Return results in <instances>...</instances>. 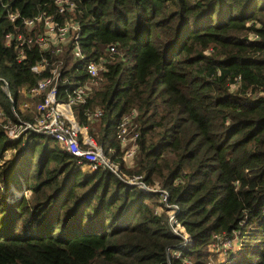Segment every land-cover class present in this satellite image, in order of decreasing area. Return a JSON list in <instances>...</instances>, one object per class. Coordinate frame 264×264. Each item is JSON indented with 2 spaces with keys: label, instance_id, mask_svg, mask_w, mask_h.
Wrapping results in <instances>:
<instances>
[{
  "label": "trees",
  "instance_id": "16d2710c",
  "mask_svg": "<svg viewBox=\"0 0 264 264\" xmlns=\"http://www.w3.org/2000/svg\"><path fill=\"white\" fill-rule=\"evenodd\" d=\"M73 1L61 13L55 0H0V62L16 111L40 115L42 96L26 90L52 67L61 91L90 83L77 119L120 170L158 190L92 170L49 136L0 135V264H264V0ZM40 15L79 23L86 60L73 57L74 38L60 53L26 43L19 63L6 35L44 32L42 20L25 23ZM43 57L49 66L34 72ZM91 60L105 64L97 81ZM0 104L16 121L2 81ZM97 109L101 117L87 115ZM132 111L138 149L127 159L118 132ZM161 191L191 242L158 209ZM218 236L234 241L223 259Z\"/></svg>",
  "mask_w": 264,
  "mask_h": 264
},
{
  "label": "built area",
  "instance_id": "2783aa9c",
  "mask_svg": "<svg viewBox=\"0 0 264 264\" xmlns=\"http://www.w3.org/2000/svg\"><path fill=\"white\" fill-rule=\"evenodd\" d=\"M59 11L61 13L66 10H72L76 7V2L73 0H55ZM16 18V16H12ZM43 21L45 31L38 33L36 36L24 38L22 34L8 33L6 35L7 45L15 41V45L19 48L18 62H25V52L23 46L26 43H31L39 47L41 51L52 48L55 53L62 52L68 44L75 38L71 53L77 60L85 61L87 55L84 53L82 47L78 42L80 25L76 22H67L61 24L54 19L40 15L31 19L25 20L29 26H33L37 21ZM111 52H117L116 46H110ZM49 60L43 57L41 61L32 66L34 72H41L49 66ZM88 75L92 80L97 81L101 73L105 69L103 60H91L85 64ZM62 71L60 68L52 67L48 76L38 82L37 85L29 87L26 92L32 98L42 96V99L36 103L37 110L40 115L36 117L35 121L24 120L19 117L15 108V100L10 90V84L5 79L3 88L7 93L9 100L13 103L11 107L12 112L17 117L16 121H5L7 114L0 104V135H5L10 141H18L26 136L28 133L33 132L36 134L46 135L56 140L64 150L79 159V162H87L90 169L96 170L101 166L110 168L112 171L121 176L127 183L137 186L144 192H154L158 189L153 186H148L142 181L143 175L129 176L120 170L119 166L111 161L105 154L103 147L98 143L96 138L89 132L88 126L79 122L75 113L74 106L80 103H87L88 96L91 91V84L75 85L69 82L67 86L60 89ZM32 103L25 101L21 105L22 110L30 109ZM89 117H101L103 111L97 109L95 111H88ZM136 111H132L125 115L120 124L118 138L123 145H130L125 158H134L138 145L139 132L135 131ZM158 209L165 211L169 214L170 221L174 225V230L179 233L183 232L184 240L186 243L191 242L192 238L186 233L185 228L179 223L177 219L178 206L170 207L168 205V193L161 191V201L158 200ZM167 210V211H166ZM225 247L232 246V240L229 238H221Z\"/></svg>",
  "mask_w": 264,
  "mask_h": 264
},
{
  "label": "rangeland",
  "instance_id": "374dc122",
  "mask_svg": "<svg viewBox=\"0 0 264 264\" xmlns=\"http://www.w3.org/2000/svg\"><path fill=\"white\" fill-rule=\"evenodd\" d=\"M0 78L1 79H5L7 82L10 81L9 79V72L6 68V64L4 62H0ZM11 93L14 95L15 94V89L13 87H11ZM10 153V152H9ZM14 192L19 195V194H23L24 191H19L17 189H14ZM28 193V192H27ZM167 211V210H166ZM165 212V211H164ZM168 212V211H167ZM224 246V245H223ZM234 247V241H232V246L231 247H217V251H218V256L220 257V259H223V257L225 256V254H227V251H229L230 248Z\"/></svg>",
  "mask_w": 264,
  "mask_h": 264
}]
</instances>
